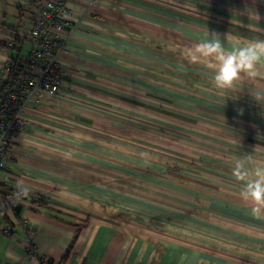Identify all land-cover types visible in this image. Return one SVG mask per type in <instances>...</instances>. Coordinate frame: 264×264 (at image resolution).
<instances>
[{
	"label": "crops",
	"instance_id": "obj_1",
	"mask_svg": "<svg viewBox=\"0 0 264 264\" xmlns=\"http://www.w3.org/2000/svg\"><path fill=\"white\" fill-rule=\"evenodd\" d=\"M40 1L0 0V81ZM68 7L60 91L26 102L0 170V200L23 196L0 210V264H264V214L232 173L245 154L264 167V77L218 88L210 59L185 56L213 33L226 51L264 40V0Z\"/></svg>",
	"mask_w": 264,
	"mask_h": 264
},
{
	"label": "built area",
	"instance_id": "obj_2",
	"mask_svg": "<svg viewBox=\"0 0 264 264\" xmlns=\"http://www.w3.org/2000/svg\"><path fill=\"white\" fill-rule=\"evenodd\" d=\"M71 0H41L34 13L33 25L28 33L32 45L27 64L15 87L0 96V170L6 166L8 156L18 135L28 127L24 117L26 102L36 93L55 95L59 93L63 80L61 55L67 52L69 35L76 26L71 22L68 2ZM12 61L4 66L5 81L11 72ZM23 196L6 194L1 197L0 210L7 213L14 210ZM34 203L41 205L40 198ZM13 226L3 227L5 234L11 233ZM28 255L34 256L32 245L27 248ZM41 264H50L47 258Z\"/></svg>",
	"mask_w": 264,
	"mask_h": 264
},
{
	"label": "clouds",
	"instance_id": "obj_3",
	"mask_svg": "<svg viewBox=\"0 0 264 264\" xmlns=\"http://www.w3.org/2000/svg\"><path fill=\"white\" fill-rule=\"evenodd\" d=\"M185 56L193 64L210 59L212 62L207 66L214 70V80L218 88H229L244 76L250 79L264 77V73L260 72L258 67L264 61V40H250L232 51H226L220 36L213 33L209 41L197 43L194 47L186 49ZM251 159L250 154L237 159L232 173L237 180L246 181L240 197L254 205L251 214L260 218L264 214V167L255 168L249 175L250 171L246 165L250 164Z\"/></svg>",
	"mask_w": 264,
	"mask_h": 264
},
{
	"label": "trees",
	"instance_id": "obj_4",
	"mask_svg": "<svg viewBox=\"0 0 264 264\" xmlns=\"http://www.w3.org/2000/svg\"><path fill=\"white\" fill-rule=\"evenodd\" d=\"M27 64V59H20L14 58L12 60V67H11V72L7 76L5 81H2L0 84V96L2 93L8 89H13L21 76L22 72L24 71V68ZM15 209H18L17 207Z\"/></svg>",
	"mask_w": 264,
	"mask_h": 264
}]
</instances>
